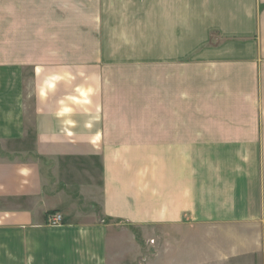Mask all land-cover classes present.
Returning <instances> with one entry per match:
<instances>
[{"label":"crops","instance_id":"0c3cea01","mask_svg":"<svg viewBox=\"0 0 264 264\" xmlns=\"http://www.w3.org/2000/svg\"><path fill=\"white\" fill-rule=\"evenodd\" d=\"M4 11L0 264H264V0Z\"/></svg>","mask_w":264,"mask_h":264},{"label":"rangeland","instance_id":"374dc122","mask_svg":"<svg viewBox=\"0 0 264 264\" xmlns=\"http://www.w3.org/2000/svg\"><path fill=\"white\" fill-rule=\"evenodd\" d=\"M16 1V0H14ZM25 2H30V5L40 4L46 0H24ZM73 1V0H71ZM9 3V2H8ZM7 0H0V39H4L5 31H6V9ZM20 42H15L13 44V55H16L17 49L21 47ZM29 47L31 44H25V46ZM36 45V44H35ZM6 44L5 42H0V86L3 84L5 79L4 72H6L7 62L9 60L6 59ZM27 82L32 83L36 82L35 78L32 76V73L27 77ZM5 91L0 89V98L4 97ZM129 237V236H128ZM131 237V236H130ZM136 241L141 244L142 251L137 253L138 255L134 259L132 246H129V241L127 240L126 245V264H166V248H165V240L166 236L164 233V229H158L157 234H149L144 233V230L141 232H137L135 234ZM138 252V251H137Z\"/></svg>","mask_w":264,"mask_h":264},{"label":"built area","instance_id":"2783aa9c","mask_svg":"<svg viewBox=\"0 0 264 264\" xmlns=\"http://www.w3.org/2000/svg\"><path fill=\"white\" fill-rule=\"evenodd\" d=\"M62 220L63 216L60 213H50L48 216V224L51 226H58Z\"/></svg>","mask_w":264,"mask_h":264}]
</instances>
